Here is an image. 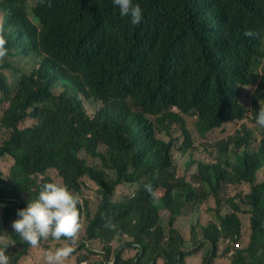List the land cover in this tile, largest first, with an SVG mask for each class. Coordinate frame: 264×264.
<instances>
[{
    "label": "trees",
    "instance_id": "16d2710c",
    "mask_svg": "<svg viewBox=\"0 0 264 264\" xmlns=\"http://www.w3.org/2000/svg\"><path fill=\"white\" fill-rule=\"evenodd\" d=\"M133 3L143 9L139 25L113 0H38L39 27L28 0H0L8 56L40 59L31 73L0 64V157L14 161L8 174L0 169V237L42 184L57 182L80 198L85 241L76 249L89 254L78 261L96 257L91 241L105 253L95 264H187L206 244L204 264H212L229 238L231 264H264V128L253 127L264 107V0ZM248 29L259 35L246 38ZM5 69L20 74L15 84ZM214 134L225 138L215 143ZM201 140L217 163L195 157ZM176 152L189 153L184 164ZM86 178L97 186L95 210ZM224 185L241 191L229 200L232 211L217 207L215 221L202 226L199 206L210 197L219 205ZM241 213L251 224L242 247ZM187 216L198 247L191 251L176 227ZM124 235L129 242L113 250L111 241ZM11 238L22 258L31 246Z\"/></svg>",
    "mask_w": 264,
    "mask_h": 264
},
{
    "label": "rangeland",
    "instance_id": "374dc122",
    "mask_svg": "<svg viewBox=\"0 0 264 264\" xmlns=\"http://www.w3.org/2000/svg\"><path fill=\"white\" fill-rule=\"evenodd\" d=\"M38 0H28V5L26 7V11L28 13V16L30 17V19L37 24L40 27V22L39 20L34 16L33 14V7L36 5ZM10 60L12 62V64L14 65L15 69H22L24 72L26 73H31L35 68H37L38 63L40 61L39 58H37V56H32L30 58H25V57H17V58H10L9 56H7V58L4 60L8 61ZM4 62L1 64L3 65ZM15 69H5V71H7V73L10 75L13 83L15 84V82L19 79L20 74H17L16 72H13V70ZM1 97V96H0ZM249 103L251 104V100L249 101ZM2 104L0 103V122H1V117H2ZM250 120L246 121L249 122ZM254 129L257 131V127L258 125L254 124L253 125ZM5 132L6 130L2 127L1 123H0V145L3 143V139L5 137ZM260 136V134H258ZM225 138V135L223 134H214V140L211 141H215V143L217 142V140ZM202 142L199 141H194V144L192 146V150L194 151L195 157L198 159H203L202 161L204 162H213V163H217L219 160L213 156L210 157L209 154V147H208V152L203 151L202 148V143L207 142V140H201ZM190 152V151H189ZM189 155V153L186 156H182L180 155L179 152H176V158L177 161L180 164H184V160L186 159V157ZM188 158V157H187ZM14 164V161L12 160L11 157L6 156V157H0V169L5 173L8 174L12 165ZM191 172L195 171V168L190 170ZM185 172V166L182 167L181 169V173L180 175H183V173ZM85 182L87 184V189L85 187V198L87 200L90 201L91 204V210H95L99 204V197L97 195L96 189L97 186L91 182L89 179H85ZM247 187V186H245ZM225 188V189H224ZM224 191L221 192V198L222 201L219 205H217L215 203V199L213 197H210V199L205 202L202 206L200 207V210L197 211V219L198 221H200L203 225H208L210 219L214 220L217 218V211L216 208L218 207V209L220 210V214L221 215H226L227 213H230L232 211L229 200L233 199L234 197H237L240 195L241 191H239L237 188L228 185L225 187V185L223 186ZM248 188H245L244 193L246 194V192H248ZM125 190L120 188L119 191L117 192V197L116 199L121 200L122 199V195L124 194ZM84 194L81 196L82 198L84 197ZM236 203H239L238 200H236ZM193 213V210H192ZM195 216V213H193ZM163 215V220L165 222H167V217L169 216V212L167 211H163L162 212ZM241 220H242V237L241 240H239L241 247L243 246V244H246L247 241L249 240V236L251 233V224H250V214L248 213H241L240 214ZM16 216H12L11 219H15ZM13 222V220L11 221ZM190 223V218L184 217L179 219L178 221V226L177 229H179V231L181 233L184 234V237L187 239V248L189 249L188 251L197 249L198 247H196L191 241V229L190 230H185L186 227L188 226V224ZM11 224H9L8 226V230L6 231V233L0 237V247L4 246L5 244L9 245L6 251V254H10L12 257V261L14 260V263L16 264H45L44 261V253L46 250H55L57 247H61L64 244L63 239H61V241H55V243L51 244L49 242L43 243L42 245H40V247L38 248H33L31 247L29 250H27L22 256V258L18 257L19 253L18 251L21 250L23 252V248L22 245H20L19 243H15L13 242L12 238H11V233L14 232V230L11 227ZM84 235V225H82V229L79 233V237H78V241H77V246L80 247V241L82 239V241H85L84 238H82ZM81 241V242H82ZM129 242L128 240V236L124 235L122 238L120 236H116L112 241H111V246L113 248V250L119 249L120 246L124 245L125 243ZM86 245H90L92 248H95L94 252L96 253V257H92V255L90 256L88 260V262L82 260V261H78L77 260V256L78 255H88L89 251L86 252H79V249H76V253L73 254V256L69 259V261L67 262V264H95L96 262L102 261L101 256H103L105 253H102L103 249V245H93L91 241L85 242ZM236 243V242H235ZM76 246V247H77ZM219 246H221V257H217L213 260L212 264H231V261L229 258H231L230 256H224L226 254V250L229 249L230 251L232 250V240L229 238L223 239L221 240V242L219 243ZM87 250V249H86ZM21 252V254H22ZM84 253V254H82ZM134 255L135 254V250L131 249L129 252L126 251L125 252V256L128 255ZM209 255V249L207 244L204 246V248L202 250H199L197 252H195L194 254H192L191 256H189L188 258V263L187 264H204V261L208 258ZM218 256V253H217ZM111 260V259H110ZM112 264H115V259H112L111 261H113ZM89 261H91V263H89ZM13 263V264H14ZM161 264V262H160Z\"/></svg>",
    "mask_w": 264,
    "mask_h": 264
},
{
    "label": "clouds",
    "instance_id": "9594fccd",
    "mask_svg": "<svg viewBox=\"0 0 264 264\" xmlns=\"http://www.w3.org/2000/svg\"><path fill=\"white\" fill-rule=\"evenodd\" d=\"M113 4L119 8L121 17H130L133 25H139L144 17L143 9L133 0H113ZM51 3L49 2V7ZM246 38H256L259 33L252 29L245 30ZM7 34L3 19L0 18V64L9 54L7 47ZM255 122L264 128V107H259L256 112ZM149 193H153L151 185H146ZM80 198L73 194L62 183L48 182L41 185L38 196L30 200L27 207L17 211L18 219L11 224L14 233L22 241L33 248L40 247L42 240L51 237L54 241L64 244L44 253L45 264H67L76 252L79 233L82 229L81 215L78 208ZM9 245L0 247V264H12V257L6 254Z\"/></svg>",
    "mask_w": 264,
    "mask_h": 264
},
{
    "label": "built area",
    "instance_id": "2783aa9c",
    "mask_svg": "<svg viewBox=\"0 0 264 264\" xmlns=\"http://www.w3.org/2000/svg\"><path fill=\"white\" fill-rule=\"evenodd\" d=\"M112 262H114V260L113 261H110V264H112Z\"/></svg>",
    "mask_w": 264,
    "mask_h": 264
}]
</instances>
